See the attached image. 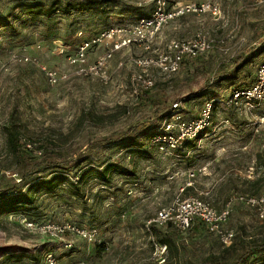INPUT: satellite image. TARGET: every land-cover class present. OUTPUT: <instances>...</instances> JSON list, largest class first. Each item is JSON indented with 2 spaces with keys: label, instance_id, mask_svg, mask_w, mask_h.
Returning a JSON list of instances; mask_svg holds the SVG:
<instances>
[{
  "label": "rangeland",
  "instance_id": "374dc122",
  "mask_svg": "<svg viewBox=\"0 0 264 264\" xmlns=\"http://www.w3.org/2000/svg\"><path fill=\"white\" fill-rule=\"evenodd\" d=\"M20 1L0 0V264H209L207 257L221 254L224 247L202 224L188 231L171 226L149 230L145 222L182 195L187 182L194 187L190 195L217 209L225 196L241 193L239 188L243 194L253 192L241 184L247 175V180L261 176L264 167V100L251 114L227 106L216 109L210 126L177 151L137 150L141 144L147 148L169 118L173 102L181 101V115L189 121L208 97L255 80L264 61V0H165L169 5L209 2L217 12L181 16L151 37L147 48L133 44L114 52L107 63V84L76 75L68 57L73 58L81 42L109 27L124 28L125 37L132 36L137 21L151 14L153 0L108 2L103 8L56 15L48 32L38 20L17 16L18 8L11 11ZM8 13L12 15L5 17ZM199 32L210 41L207 52L185 58L169 79L150 69L154 85L134 91L133 78L140 71L134 61L154 58L169 41ZM107 49L92 47L85 63L93 64ZM12 53L31 61L13 63ZM238 54L248 61L238 87L215 83L211 77L216 69ZM42 67L66 78L51 84ZM11 116L19 126L20 143L31 145L22 149L24 163L15 161L7 144L5 126ZM118 160L135 173L112 172L105 186L97 176L90 178L76 196L67 182L49 193L28 191L32 183L52 175L61 173L71 181L82 168L99 171ZM189 172L195 176L188 178ZM17 188L28 192L30 203H7ZM258 194L264 197V176ZM48 225L70 230L57 233ZM228 227L236 236H264V220L237 202ZM161 239L169 240L174 250L157 251Z\"/></svg>",
  "mask_w": 264,
  "mask_h": 264
},
{
  "label": "built area",
  "instance_id": "2783aa9c",
  "mask_svg": "<svg viewBox=\"0 0 264 264\" xmlns=\"http://www.w3.org/2000/svg\"><path fill=\"white\" fill-rule=\"evenodd\" d=\"M153 3L154 7L151 14L137 21L132 36L125 37L123 34L124 28L109 27L93 38L81 42L73 58L68 57L69 62L76 67L75 74L81 77L96 78L101 83L107 84L110 81L107 63L114 52L133 44L146 45L147 48V43L151 37L159 33L166 23L181 16L188 14L201 15L206 12L215 14L217 12V7L209 2L174 3L169 5L165 0H153ZM101 45L108 46V49L93 64H86V52L94 46ZM210 47L209 39L199 32L190 39L169 41L165 50L157 53L154 58L141 57L134 61V64L140 69L139 73L135 74L133 78L135 82L134 91H145L154 85L150 69H156L165 79H169L178 72L185 58L197 57L207 52ZM9 60L19 64L31 61L30 57L15 53L10 54ZM42 70L51 84L66 78L65 75L59 74L56 70L46 67H42ZM263 100L264 61L258 65L255 80L250 85L231 89L228 92L225 91L224 94L206 99L198 109L197 116L192 120L186 121L183 119L181 101L173 102L169 118L161 124L156 134L149 139V144L161 152L177 151L183 143L197 139L210 126L216 109L227 106L238 112L251 114L252 110L258 107ZM254 131L258 132V129L256 128ZM26 147L30 149L31 145L26 143ZM260 148L264 150V140L261 141ZM249 169L251 170L252 167H249ZM261 170L264 174V167ZM194 176V172L188 173V178ZM250 178V175H247V179ZM186 186H192V182H187ZM181 192H183V188ZM233 202L249 207L255 211L260 220H264V197L262 195L238 193L220 209H216L201 196H185L182 193V195L176 196L171 204L159 208L152 217L146 220L145 226L149 229L152 225L156 227L171 225L178 231H186L195 220H199L204 224L206 230L217 238L219 244L225 247L232 243L235 236L234 230L228 227ZM46 228L48 230L52 228L57 233H65L70 230L69 227L65 230L50 227V225ZM165 248L164 245H159L156 250L163 253Z\"/></svg>",
  "mask_w": 264,
  "mask_h": 264
},
{
  "label": "trees",
  "instance_id": "16d2710c",
  "mask_svg": "<svg viewBox=\"0 0 264 264\" xmlns=\"http://www.w3.org/2000/svg\"><path fill=\"white\" fill-rule=\"evenodd\" d=\"M108 2H112L115 6L117 4L119 5L123 3L118 0H21L18 4H15L11 8V11H14V9L18 8L20 11L18 12L17 16H30L32 20H38L39 23H41L42 28H44L46 32H48L53 27L52 19L54 16L70 15L72 12H85L97 8H103L104 5ZM10 15H12V13H8L5 17ZM1 20L2 17H0V22ZM247 63L248 61L243 54L235 55L234 57L228 59L224 67H218L211 79L215 78L214 82L217 84H220L222 82H230L231 84H235L238 87V85L236 84V80L239 78L241 70L247 65ZM214 96L217 95L210 96L207 99ZM170 114L167 115V118L170 116ZM5 133L7 136V144L14 155L15 161L18 163H24L22 149L27 150V142H25L24 145L20 143V129L13 116L10 117V120L5 126ZM188 142L191 141H187L185 143ZM185 143H183V145ZM146 147L147 148L143 147V144H141V146L138 147L137 151L143 150L144 152H146L152 146L148 143ZM38 148L42 147L39 146ZM67 170L71 172V169H66V171ZM112 172H117L118 174L133 175L135 173V169L133 167L128 169L126 166L120 163L119 160L116 162L108 163L106 167L99 171L96 170L93 166H88L82 168L81 172L77 176L74 174L71 181H69L67 177L59 173L52 175L46 179H42L40 181L32 183L28 187V191L40 192L41 194L49 193L54 191L61 183L67 182L71 194L76 196L81 194L80 184L87 182L90 178H95L97 176L102 180L104 186L110 184L112 180ZM263 176L264 174H261V176H257L253 180L243 179L241 186L246 185L250 187L251 189H253V192L249 194L257 196L259 195V185L263 180ZM193 189L194 187L185 185L183 187V195H190L189 192L193 191ZM237 191H241V194H243L242 192H244L245 190L239 188L237 189ZM236 194L238 193H235L234 195ZM229 199V196H225L222 201V206ZM28 202H31V198L28 197V192H23L18 188L14 190L13 194L10 195V199H8L7 201L8 204L12 205H22L23 203ZM198 224H202L204 226L201 221L195 220L188 230H190L191 228H197ZM154 228L160 229L162 227H156L152 225L149 227V230ZM159 242L160 245H164L168 250H174V246L171 245V242L169 240L161 239ZM207 260L209 264H261L262 262H264V236H262L261 238L248 239L243 236H236L235 233L232 243L228 246H225L221 251V254L209 255L207 257Z\"/></svg>",
  "mask_w": 264,
  "mask_h": 264
}]
</instances>
